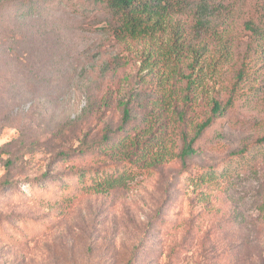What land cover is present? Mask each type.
<instances>
[{"label": "rangeland", "instance_id": "374dc122", "mask_svg": "<svg viewBox=\"0 0 264 264\" xmlns=\"http://www.w3.org/2000/svg\"><path fill=\"white\" fill-rule=\"evenodd\" d=\"M211 13L119 43L102 6L0 0V189L24 194L0 196V264H264V0ZM214 100L233 105L198 136ZM125 104L127 134L148 142L153 127L173 153L86 193L77 172L117 168L79 153L119 129ZM211 169L214 182H195Z\"/></svg>", "mask_w": 264, "mask_h": 264}, {"label": "trees", "instance_id": "16d2710c", "mask_svg": "<svg viewBox=\"0 0 264 264\" xmlns=\"http://www.w3.org/2000/svg\"><path fill=\"white\" fill-rule=\"evenodd\" d=\"M85 3L104 7L110 18L111 23L108 24L104 31L112 36L119 43H124L128 40H141L153 38L168 28V25L176 20L175 18L187 13H193L200 27H204L210 23L212 2L216 0H83ZM24 7H27L24 5ZM29 9V13H30ZM242 79V73L238 76V82ZM196 90V83L187 81L185 87V97L182 101L188 107H193L191 96L187 93ZM177 96L170 94L169 97ZM193 97V98H192ZM179 99V98H178ZM175 100V103L177 100ZM170 102V101H169ZM166 103V98L163 100ZM212 111L210 118L198 127L197 135L203 134L213 122L219 118L221 112L226 110L232 101H229L228 106L223 108L222 104L214 100L212 102ZM177 116H182L178 115ZM178 121H181L180 118ZM132 119L128 104L124 105V116L122 124L117 131H110L102 142L96 146L81 150L80 156L95 155L97 162H112L117 170L112 174H106L102 171L95 172L93 175L89 172H77L75 175L78 178L79 184L84 186L83 191L92 194H101L109 191L121 189L127 183L138 175L139 172H145L152 167L159 166L168 162L172 155V151L166 146L162 136L165 134H154V128L148 127L145 136L149 135L148 142H141L142 136L137 134L133 137L127 134L126 129H131ZM144 137V135H143ZM195 141L185 145V149L181 157L185 158L194 154L193 144ZM76 155V154H75ZM74 155V156H75ZM59 158L63 162H68L71 156L61 154ZM11 165V164H10ZM218 173L213 169L196 177V183L207 184L212 183L217 179ZM15 184L10 181L5 182L4 188L0 189V196L7 195L8 191H13V196H23L20 191H14ZM130 260L129 264H132Z\"/></svg>", "mask_w": 264, "mask_h": 264}]
</instances>
